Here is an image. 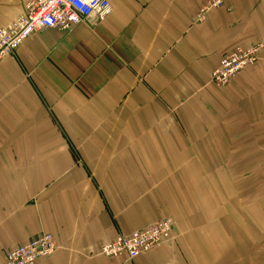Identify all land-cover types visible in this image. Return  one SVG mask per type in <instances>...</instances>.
<instances>
[{
    "label": "crops",
    "instance_id": "1",
    "mask_svg": "<svg viewBox=\"0 0 264 264\" xmlns=\"http://www.w3.org/2000/svg\"><path fill=\"white\" fill-rule=\"evenodd\" d=\"M31 0H0V26ZM0 62V264L44 233L40 264H264V51L226 88L212 73L264 41V0H108ZM162 220L134 261L100 248Z\"/></svg>",
    "mask_w": 264,
    "mask_h": 264
},
{
    "label": "built area",
    "instance_id": "2",
    "mask_svg": "<svg viewBox=\"0 0 264 264\" xmlns=\"http://www.w3.org/2000/svg\"><path fill=\"white\" fill-rule=\"evenodd\" d=\"M225 2L209 0L200 10L198 20H205L210 10L223 8ZM112 11L108 0H31L22 16L6 26H0V62L13 56L28 38L39 32L48 29L70 31L91 17L102 22L111 16ZM263 51L264 41H259L246 49L238 47L227 53L212 73L213 83L219 88L228 87L242 71L257 64ZM173 231V222L162 220L147 229L105 243L98 253L108 258L125 257L127 261H134L171 242ZM57 250L58 244L54 237L44 233L8 252L6 264H40L51 258Z\"/></svg>",
    "mask_w": 264,
    "mask_h": 264
}]
</instances>
